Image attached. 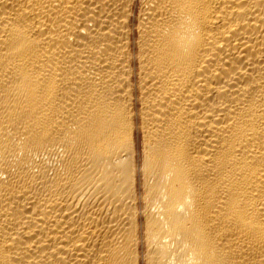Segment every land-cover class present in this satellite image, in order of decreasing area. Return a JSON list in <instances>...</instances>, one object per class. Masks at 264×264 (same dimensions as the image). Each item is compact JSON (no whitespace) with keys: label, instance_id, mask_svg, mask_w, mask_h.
<instances>
[{"label":"bare ground","instance_id":"1","mask_svg":"<svg viewBox=\"0 0 264 264\" xmlns=\"http://www.w3.org/2000/svg\"><path fill=\"white\" fill-rule=\"evenodd\" d=\"M0 264H264V0H0Z\"/></svg>","mask_w":264,"mask_h":264},{"label":"rangeland","instance_id":"2","mask_svg":"<svg viewBox=\"0 0 264 264\" xmlns=\"http://www.w3.org/2000/svg\"><path fill=\"white\" fill-rule=\"evenodd\" d=\"M136 139H137V145L140 148V142H141V137H140V133L136 131Z\"/></svg>","mask_w":264,"mask_h":264}]
</instances>
